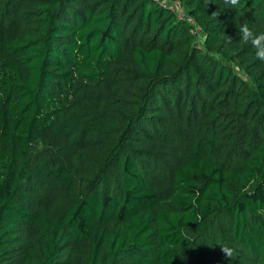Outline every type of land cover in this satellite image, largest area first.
Here are the masks:
<instances>
[{
	"label": "trees",
	"instance_id": "16d2710c",
	"mask_svg": "<svg viewBox=\"0 0 264 264\" xmlns=\"http://www.w3.org/2000/svg\"><path fill=\"white\" fill-rule=\"evenodd\" d=\"M242 3L0 0V264H264Z\"/></svg>",
	"mask_w": 264,
	"mask_h": 264
},
{
	"label": "clouds",
	"instance_id": "9594fccd",
	"mask_svg": "<svg viewBox=\"0 0 264 264\" xmlns=\"http://www.w3.org/2000/svg\"><path fill=\"white\" fill-rule=\"evenodd\" d=\"M223 3L230 6L231 9L236 11H240L244 7L242 0H223ZM213 14L215 15V13ZM238 31L241 35V40L244 43L250 42L251 45L256 49V58L260 61H264V32H261L259 34L254 33L248 27L247 23H242ZM258 212L259 214H264V209H259ZM221 251L227 258H231V256L233 255V249L229 247H223L221 248Z\"/></svg>",
	"mask_w": 264,
	"mask_h": 264
},
{
	"label": "built area",
	"instance_id": "2783aa9c",
	"mask_svg": "<svg viewBox=\"0 0 264 264\" xmlns=\"http://www.w3.org/2000/svg\"><path fill=\"white\" fill-rule=\"evenodd\" d=\"M167 6H169L171 9L178 10L181 15H184L183 9L177 1L176 2H168Z\"/></svg>",
	"mask_w": 264,
	"mask_h": 264
}]
</instances>
